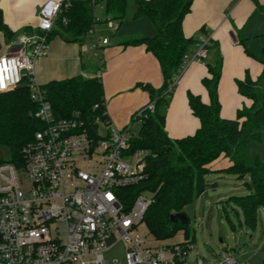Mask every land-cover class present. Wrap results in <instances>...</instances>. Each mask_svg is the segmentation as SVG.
<instances>
[{"label":"built area","instance_id":"obj_1","mask_svg":"<svg viewBox=\"0 0 264 264\" xmlns=\"http://www.w3.org/2000/svg\"><path fill=\"white\" fill-rule=\"evenodd\" d=\"M71 1L44 5L39 26L19 33L18 48L0 56V93L14 90L28 79L31 98L39 105L32 115L43 124L23 148L20 164L0 163V264L185 263L193 244H168L142 230L145 214L154 202L151 196L140 194L130 207L122 202V188L146 177L149 152L131 150L132 126H115L106 101L107 117L99 122L96 133L78 112L58 119L36 80V60L47 53L49 34L62 8ZM96 4L90 50L98 59L97 76L102 77V54L110 37L99 26L104 23L116 33L119 24L111 16L102 18L100 4ZM211 44L210 33L201 36L194 51L186 55L182 70L191 61L203 60ZM176 84L177 79L173 86ZM155 110L156 101L151 100L134 114L132 123L140 126ZM119 244L125 248L124 263L106 255ZM221 254L219 264H247L227 250Z\"/></svg>","mask_w":264,"mask_h":264},{"label":"trees","instance_id":"obj_2","mask_svg":"<svg viewBox=\"0 0 264 264\" xmlns=\"http://www.w3.org/2000/svg\"><path fill=\"white\" fill-rule=\"evenodd\" d=\"M129 1L72 0L68 7L62 8L49 34L50 41L55 36H61L66 41L84 44L90 40L89 31L93 25L96 3L104 6L105 14L122 21L127 17ZM132 1L136 5L133 19L148 18L156 28V34L130 39L125 44L147 46V50L160 62L164 84L158 89L150 84L143 86L149 91L151 100L156 101V110L142 119L138 132L130 139V148L132 151L146 149L149 152L146 177L137 184L122 188V202L130 207L140 194L151 196L154 202L143 219L144 232L165 242L180 234L183 240L177 243L193 244L195 234L191 224L186 226L180 221L173 222L171 215L185 212L184 208L204 192L206 176L211 171L209 165L224 154L231 165L222 171L240 176L249 174L251 177L252 193L232 196L231 200L243 210L244 224L255 229L259 209L264 208V161L257 153L249 152L248 144L261 139L259 131L264 125V92L260 87L264 80V69L258 80L247 76L238 81L239 92L252 103L239 109L235 118L227 119L221 116L218 92L221 65L209 64L211 76L205 77L203 83L209 91L210 102L205 103L200 96L189 94V103L200 120V127L193 135L171 138L165 125L166 110L176 88L173 84L182 72L186 55L194 51L201 36L208 31L203 28L199 37L184 34L183 21L194 0ZM0 31L9 42L16 38V33L5 23L1 7ZM41 86L56 118H68L78 112L94 133L99 122L106 120L101 77L76 75L51 80ZM96 104L100 106L95 108ZM38 108V103L31 98L28 79L18 88L0 93V147L6 148L10 154L9 159L0 160V163L22 162L23 148L43 126L32 115ZM230 223L236 226L231 220Z\"/></svg>","mask_w":264,"mask_h":264},{"label":"crops","instance_id":"obj_3","mask_svg":"<svg viewBox=\"0 0 264 264\" xmlns=\"http://www.w3.org/2000/svg\"><path fill=\"white\" fill-rule=\"evenodd\" d=\"M61 1L0 0V7L5 23L17 36L39 26L40 10L44 5ZM103 12L104 6L100 4L98 13ZM104 26V23L99 26L103 34ZM203 28L211 34L212 45L203 60L191 61L182 70L166 110L165 129L173 139L193 135L200 127V120L190 106L189 94L200 96L205 103L210 102L209 91L203 83L205 77L211 76L209 64L221 65L218 92L221 116L227 119L235 118L239 109L252 103L239 92L238 81L247 76L258 80L264 69V0H194L184 18L183 31L187 37H199ZM154 29L149 28L148 33L140 37L154 36ZM120 30L121 24L103 50L101 79L110 121L120 129L132 126L133 130L134 114L151 101L149 91L143 86L150 84L161 88L164 77L159 60L145 44H125L134 38H115ZM87 42L79 44L61 36L53 37L47 53L36 60L37 82L44 85L76 75L97 76L98 59ZM17 48L16 38L9 42L0 31V56ZM263 83L264 80L260 87Z\"/></svg>","mask_w":264,"mask_h":264},{"label":"rangeland","instance_id":"obj_4","mask_svg":"<svg viewBox=\"0 0 264 264\" xmlns=\"http://www.w3.org/2000/svg\"><path fill=\"white\" fill-rule=\"evenodd\" d=\"M135 8V3L130 0L127 17L122 21L115 20L117 24H121V30L115 38L119 40L137 38L148 33L149 28L155 30L147 18L133 19ZM101 15L102 18L110 16L104 12ZM104 27L107 36L113 38L116 35L117 32L114 33ZM87 41L86 44H90V40ZM261 89L264 91V83L261 84ZM138 129L139 124H134L132 131L136 134ZM259 133L261 139L251 141L248 150L257 153L264 161V125ZM9 157V151L0 147V160ZM230 165L231 161L224 154L213 161L209 165L211 171L206 176L207 187L204 192L184 208L195 234L193 249L189 251L184 264H198L199 260H202V264H219L223 249L247 264H261L264 261V208L259 209L255 229L248 228L243 222V210L231 200V197L252 193L251 177L249 174L240 176L222 171ZM230 220L234 222L235 227ZM182 240L183 237L179 234L165 243L174 244ZM106 255L111 259L118 258L121 263L125 262V248L121 244Z\"/></svg>","mask_w":264,"mask_h":264},{"label":"water","instance_id":"obj_5","mask_svg":"<svg viewBox=\"0 0 264 264\" xmlns=\"http://www.w3.org/2000/svg\"><path fill=\"white\" fill-rule=\"evenodd\" d=\"M171 220L173 222H182L183 224H185L186 226L190 225V219L188 217V215L185 212H177V213H173L171 215Z\"/></svg>","mask_w":264,"mask_h":264}]
</instances>
